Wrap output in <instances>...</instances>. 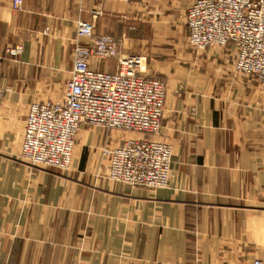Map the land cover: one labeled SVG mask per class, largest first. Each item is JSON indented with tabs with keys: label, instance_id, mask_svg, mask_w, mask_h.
Returning a JSON list of instances; mask_svg holds the SVG:
<instances>
[{
	"label": "crops",
	"instance_id": "obj_1",
	"mask_svg": "<svg viewBox=\"0 0 264 264\" xmlns=\"http://www.w3.org/2000/svg\"><path fill=\"white\" fill-rule=\"evenodd\" d=\"M12 1L0 0V264L264 263V87L236 73L230 46L190 47L193 0ZM79 21L165 83L167 188L105 179L101 151L131 137L121 131L82 125L65 171L20 161L28 107L64 95Z\"/></svg>",
	"mask_w": 264,
	"mask_h": 264
},
{
	"label": "built area",
	"instance_id": "obj_2",
	"mask_svg": "<svg viewBox=\"0 0 264 264\" xmlns=\"http://www.w3.org/2000/svg\"><path fill=\"white\" fill-rule=\"evenodd\" d=\"M22 3L13 0L12 8L20 10ZM185 25L190 47L207 50L230 46L236 73L264 87V0H193ZM93 30L91 23H77L73 69L62 99L28 107L20 161L34 168L65 171L72 164L82 125L130 132L139 136L102 149L107 160L105 179L150 191L167 188L172 147L157 138L166 85L143 75L145 57L122 55L116 39L94 37ZM22 51L21 45L6 49L12 58H18ZM91 58L115 60L116 71L92 70ZM251 264L264 263L254 259Z\"/></svg>",
	"mask_w": 264,
	"mask_h": 264
},
{
	"label": "rangeland",
	"instance_id": "obj_3",
	"mask_svg": "<svg viewBox=\"0 0 264 264\" xmlns=\"http://www.w3.org/2000/svg\"><path fill=\"white\" fill-rule=\"evenodd\" d=\"M125 133H126V134H129V135L131 134V137H132V136H133V137H137V136H139L138 134H133V133H130V132H129V133L125 132Z\"/></svg>",
	"mask_w": 264,
	"mask_h": 264
}]
</instances>
